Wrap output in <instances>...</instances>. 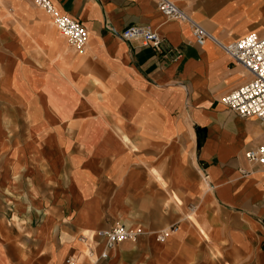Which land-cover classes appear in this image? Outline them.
I'll use <instances>...</instances> for the list:
<instances>
[{"label":"crops","instance_id":"1","mask_svg":"<svg viewBox=\"0 0 264 264\" xmlns=\"http://www.w3.org/2000/svg\"><path fill=\"white\" fill-rule=\"evenodd\" d=\"M49 1L83 54L32 0H0V264H264L244 159L264 128L220 104L251 77L218 46L263 36L264 0H170L218 43L202 47L157 0ZM132 25L171 59L117 37ZM116 226L139 234L106 250L92 234Z\"/></svg>","mask_w":264,"mask_h":264},{"label":"built area","instance_id":"2","mask_svg":"<svg viewBox=\"0 0 264 264\" xmlns=\"http://www.w3.org/2000/svg\"><path fill=\"white\" fill-rule=\"evenodd\" d=\"M32 2L51 16L54 25L59 33L66 38L69 46L77 53L83 54L87 41V33L83 26L79 22L58 13L49 0H32ZM157 9L165 18L186 23L190 27L194 44L197 47H202L207 40L217 43L205 29L184 14L170 0H157ZM117 37L124 42L139 41L143 47L150 48L164 60H170L174 52V49L162 37L147 26H129L119 32ZM218 46L251 77L244 85L222 96L219 100L220 104L241 119L254 118L258 120L264 128V35L259 36L256 33H250L231 44H218ZM244 159L261 168L263 175L261 190L264 198V142L255 149L246 151ZM242 174L245 173L242 172ZM176 231L177 229L174 227L164 230L158 234V240L162 242L169 234ZM138 234V230L116 226L110 229L97 230L92 235L101 239L105 249L109 250L124 241L134 240ZM79 240L83 243L86 242L85 237H80ZM88 255L91 256V252H88ZM99 258H107L106 251Z\"/></svg>","mask_w":264,"mask_h":264}]
</instances>
